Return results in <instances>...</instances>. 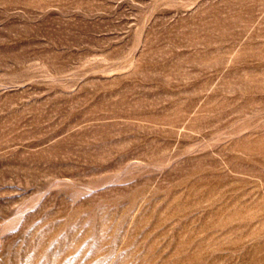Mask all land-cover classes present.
<instances>
[{"label":"rangeland","instance_id":"obj_1","mask_svg":"<svg viewBox=\"0 0 264 264\" xmlns=\"http://www.w3.org/2000/svg\"><path fill=\"white\" fill-rule=\"evenodd\" d=\"M0 264H264V0H0Z\"/></svg>","mask_w":264,"mask_h":264}]
</instances>
